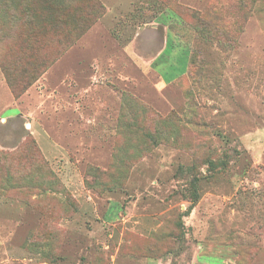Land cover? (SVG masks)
Here are the masks:
<instances>
[{"label": "rangeland", "instance_id": "rangeland-1", "mask_svg": "<svg viewBox=\"0 0 264 264\" xmlns=\"http://www.w3.org/2000/svg\"><path fill=\"white\" fill-rule=\"evenodd\" d=\"M0 264H264V0H0Z\"/></svg>", "mask_w": 264, "mask_h": 264}, {"label": "trees", "instance_id": "trees-1", "mask_svg": "<svg viewBox=\"0 0 264 264\" xmlns=\"http://www.w3.org/2000/svg\"><path fill=\"white\" fill-rule=\"evenodd\" d=\"M13 7H14V6H13ZM14 8L17 9V7H14ZM8 9H9L8 11L5 10V12L3 13V14H4L3 17H4V18H9V17H10L9 19H16L17 16H16L15 14H9L10 11H13V10L15 11V9H11V8H8ZM10 9H11V10H10ZM29 11H31V9H29ZM6 14H9V17H6V16H5ZM86 28H87V27H86ZM83 31H84V30H83ZM81 33H82V32H81ZM13 88H14V87H13ZM14 91H15V94L17 93V95H18L17 90L15 89ZM214 164H215V163H213V165H214Z\"/></svg>", "mask_w": 264, "mask_h": 264}]
</instances>
